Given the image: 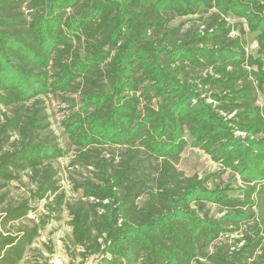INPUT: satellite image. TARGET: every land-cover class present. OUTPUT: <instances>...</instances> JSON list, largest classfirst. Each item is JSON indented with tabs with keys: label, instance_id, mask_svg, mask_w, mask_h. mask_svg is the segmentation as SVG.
<instances>
[{
	"label": "trees",
	"instance_id": "1",
	"mask_svg": "<svg viewBox=\"0 0 264 264\" xmlns=\"http://www.w3.org/2000/svg\"><path fill=\"white\" fill-rule=\"evenodd\" d=\"M71 88L80 105L64 130L95 176L65 202V247L81 264H264V0H0V190L19 170L35 183L31 198L0 207V264H18L46 219L1 226L34 212L30 199L53 195L56 211L63 202L50 161L65 150L40 138L45 124L27 102ZM186 145L217 169H177ZM105 147L118 152L102 156ZM227 170L238 194L221 180ZM208 204L222 213L210 215ZM241 225L248 230L232 248L207 249Z\"/></svg>",
	"mask_w": 264,
	"mask_h": 264
},
{
	"label": "rangeland",
	"instance_id": "2",
	"mask_svg": "<svg viewBox=\"0 0 264 264\" xmlns=\"http://www.w3.org/2000/svg\"><path fill=\"white\" fill-rule=\"evenodd\" d=\"M21 11L23 14L26 13L27 9L25 5L22 6ZM186 18L187 17H171L168 20V24L176 25L183 20L185 21ZM190 22L191 21H185L184 26H187ZM243 29L244 32L241 33V38L244 49L247 54L255 55L257 45L254 39V33L249 32L244 25ZM237 33H239L238 30L230 32V36H235ZM75 44L80 48V54L83 55V41H75ZM36 98V102H33L35 99H31L27 104L37 108V114L41 117V122L45 124V126L40 129V138L48 137L54 144L65 150L63 156L50 161V165L55 170L54 178L58 186L57 192L64 195L63 202L60 210L56 211V198L53 195L40 201L30 199L32 204L36 206V210L20 220L6 223V225L1 226V228L6 231L15 232L23 225H30L38 218L46 219V223L40 229L38 236L34 239L33 243L27 247L23 258L18 264H42L45 258H47L49 264H53V262H60L62 264H81L80 256L77 255V252L72 248H70V251H67L65 247L71 231L69 223L70 215L65 208V202L78 198L81 195L80 190L75 189V184L77 182L95 179V176L92 171L93 167L77 157L78 150L70 144L68 134L65 132L63 125L65 118L79 107L80 97L78 92H75L74 88H71L68 91H57L55 93L39 95ZM70 98H75L74 105H71ZM263 102L264 95L258 91L257 103L262 104ZM18 138V134L13 132L6 144V148L12 149ZM105 148L106 149L102 152V156H108V152L115 154L118 152L115 147ZM175 166L185 175L196 173L199 177H202L205 173L217 169L218 164L211 160L210 156L201 149L186 145L175 161ZM30 174L31 172L28 169L19 170L16 179L6 182V186L0 190V195L4 194L0 207L4 204L13 205L23 199L31 198V192L35 188V183L30 177ZM221 180L224 183L229 182L230 185L235 188L233 194L239 193V189L236 188L239 181H233L228 170L221 174ZM206 184L210 185L211 182L207 181ZM262 196L264 203V186ZM142 200L143 196L140 197L137 202L140 204ZM207 208L209 214L212 216H218L222 213L214 204H208ZM246 230H248V227L246 225H241L230 238L222 235L215 239L207 249L212 251L214 247L223 243L230 244L232 248L233 244H235L234 238ZM95 261V258L90 257L85 260L83 264H94ZM246 264L258 263L256 259L253 260L251 258Z\"/></svg>",
	"mask_w": 264,
	"mask_h": 264
},
{
	"label": "built area",
	"instance_id": "3",
	"mask_svg": "<svg viewBox=\"0 0 264 264\" xmlns=\"http://www.w3.org/2000/svg\"><path fill=\"white\" fill-rule=\"evenodd\" d=\"M233 32V31H231ZM235 134H238V135H241V136H244V132H241V131H235ZM53 264H62L60 262L56 263V262H53Z\"/></svg>",
	"mask_w": 264,
	"mask_h": 264
}]
</instances>
